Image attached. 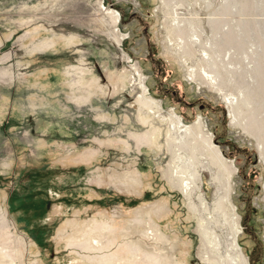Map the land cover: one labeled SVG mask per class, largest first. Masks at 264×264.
I'll return each mask as SVG.
<instances>
[{
  "label": "rangeland",
  "instance_id": "obj_1",
  "mask_svg": "<svg viewBox=\"0 0 264 264\" xmlns=\"http://www.w3.org/2000/svg\"><path fill=\"white\" fill-rule=\"evenodd\" d=\"M175 12L186 34L191 23L200 35L184 57L170 29ZM210 45L220 91L200 76L201 50ZM143 87L157 108L140 106ZM238 89L251 95L253 111L241 108L232 121L225 100ZM170 116L185 126L199 122L233 172L227 176L182 127L171 129L169 145ZM146 132L158 139L139 144ZM261 150L264 0H0V193L8 212L0 211V223L12 224L0 241H12L14 264L21 238L41 252L36 263L29 251L27 264H100L92 257L105 253L114 264H167L164 256L178 264L181 252L187 264H206L199 225L213 238L208 250L217 264H239L235 230L248 264H264ZM174 164L199 175L188 197L168 182ZM135 181L143 187L138 197L127 188ZM163 200L171 208L163 219L136 214ZM76 212L102 214L87 228L107 232L103 254L75 243L68 223ZM143 222L148 238L138 232ZM59 238L65 248L55 246ZM142 241L149 252L131 247Z\"/></svg>",
  "mask_w": 264,
  "mask_h": 264
},
{
  "label": "bare ground",
  "instance_id": "obj_2",
  "mask_svg": "<svg viewBox=\"0 0 264 264\" xmlns=\"http://www.w3.org/2000/svg\"><path fill=\"white\" fill-rule=\"evenodd\" d=\"M164 3L168 4L166 2ZM107 13L110 15L114 23L118 22L119 14H117L116 11L108 9ZM176 14L177 13L175 12L174 13L175 16L173 17L174 24L170 26V29L173 30L175 33L174 38L177 41L180 40L179 41L180 43H178V46H179L178 51L181 53V56L184 57L186 55H189L190 53V52L188 53L189 48H191L193 45L197 43H200V35L196 32V30L194 29L195 27H193L191 23H190V33L186 34L185 29L182 28V24L185 22V20L179 18ZM224 24L227 26L226 23ZM223 36L229 39L231 37L230 31L224 32ZM212 47H213L212 45L208 47H202L200 63L204 64L206 67L205 68L201 67L202 69L200 71L202 75L200 74V76L205 79V82L207 84L214 87L216 90L220 91L222 82H220V75L216 71L217 64L214 62L213 58L210 56V53H209ZM250 96L251 95L249 93H246L242 91L241 89H238L237 94H234V96L228 97L225 100L228 104V107L231 110L230 114L232 116V121L238 120V118L240 117L241 111H242L241 108H245L247 111H250V112L253 111V109L251 108L252 98ZM139 103H140V106H142L143 108L147 110H152L155 107L157 108L156 102L150 97H146V87L142 88V96L139 99ZM258 116L259 114L256 112L255 114H252L250 116V122L252 124H255L256 121L258 120ZM168 120H169V127H168V134H169L168 144L169 145L171 144L174 145L176 141V139L171 136V129L178 130L182 127L184 132L195 134L196 136H199L201 138V140L203 141V144L205 145L207 150L210 152V155H211L210 157H212L211 161H213L216 165L221 167L223 171L228 174L227 176H229V174L233 172V171L230 172L229 170H227V166L224 164V158L222 157L219 149L216 146H214V144L212 143L211 137L210 136L205 137L201 134V128H200L199 122L191 126H185V125H182L179 117L170 116ZM259 132L261 133V131ZM158 136L159 135L156 132H146L140 137H138L137 140L139 144L149 145L153 139L156 141L158 139ZM260 152L264 158V153L262 152V150ZM170 170H171L170 176H169L170 178L168 182L171 183L173 187H175L174 181H176L177 183H179L178 187L180 188L181 192L187 197L190 196L192 192L194 191V188L191 186V184H193V181L197 179L199 180V175L194 170V168L191 169V166L188 167L185 165L179 167L174 164ZM127 188L130 191V193H132L135 197L136 196L138 197L142 194L143 187L141 188V185L138 184L136 181L135 183L130 182ZM228 196H229V190L228 191L225 190V194L223 198L226 204H230L228 200ZM170 209L171 208L169 206V201L163 200L157 206H149L148 208H145V209L141 208L140 211L136 212V214L139 213L138 215H142V217L147 216L150 219L149 221H155V219H160V220L163 219V217L166 216L168 210ZM124 227H127V226L125 225ZM128 228H125V229H128ZM199 229L201 232V239H202L201 249H200L201 251L199 253L200 259L205 261L206 264H215V263L217 264V262H214L212 258L210 257L209 250H208V246H210L213 243V240H212L213 238H211L209 231L203 225H199ZM129 230H131V228H129ZM138 232L142 235V237L144 235L145 237L148 238L147 236L148 227L145 222L140 224ZM238 234H239L238 230H235L233 233V238H232V243H231L232 249L234 250L233 260H237L239 264H248L247 258L243 255L237 243ZM106 236H107V232L103 229H100L99 234H95L94 231H91L87 227H85L84 229L78 228L77 235L75 237V241H76L75 243L78 244L79 246H84L87 250H91L94 252L96 251L97 253L103 254L104 253L103 251L107 249L109 246L107 243ZM70 242L72 243V240ZM70 242H67V244L70 245ZM133 246L136 249L142 250L144 252H149V250L151 249V247L148 246L145 241L135 242L133 243L131 247ZM180 257H181V260H179L178 264H187V262L185 261L186 258L183 255V252L180 253ZM92 258H94V260H98L97 258H100L98 260L100 264H114V258L107 253L100 255V256L94 255ZM163 261H167V264H171V261L169 259H166L165 256L163 257Z\"/></svg>",
  "mask_w": 264,
  "mask_h": 264
},
{
  "label": "crops",
  "instance_id": "obj_3",
  "mask_svg": "<svg viewBox=\"0 0 264 264\" xmlns=\"http://www.w3.org/2000/svg\"><path fill=\"white\" fill-rule=\"evenodd\" d=\"M7 195L5 194L2 197V194L0 193V211H2L4 213V217L7 218L8 212H7ZM87 212V211H86ZM86 212H76L75 215L73 216V218L71 219V221L73 220L75 222L74 228L72 227V225L70 224L71 221H69L68 226L71 228L70 230V235L74 234L78 231V228H83V227H87V225H89L90 222H93L92 220H97V222H101L100 218L102 217V214L98 213V217H92L91 219H85L82 216L86 215ZM104 213V212H103ZM109 215V213L106 212V215ZM105 216V215H104ZM103 216V217H104ZM110 217V215H109ZM76 221H75V220ZM111 219V218H110ZM91 220V221H90ZM76 226V227H75ZM12 224H8L7 223H0V230H4L6 232L7 228L11 229ZM90 228V227H89ZM57 240H60V242L57 244L55 243V246L57 247H63L65 248L63 245H65V240L66 238H59ZM56 240V242H57ZM19 241V240H18ZM21 241L23 242V247L22 249H20V256H21V260L20 262H16L17 264H27L28 263V252L30 251L33 256L35 255L36 258V263L41 262V259L39 258L41 256V252L38 248H35V246L29 244V241L26 239L21 238ZM4 243H1L0 241V264H14L11 260V258H9V249L7 250L8 247L11 248V243L12 241L9 240L7 242V238L4 239L3 241ZM9 243V244H8ZM65 243V244H64ZM78 251V252H77ZM8 252V254H7ZM11 252V251H10ZM77 253H79V249L76 250ZM2 253H4V255H2ZM24 254V255H23ZM80 254V253H79ZM74 257V261L79 260L80 258H78L79 256H72ZM15 263V264H16Z\"/></svg>",
  "mask_w": 264,
  "mask_h": 264
}]
</instances>
